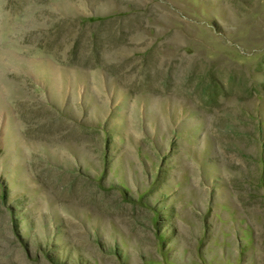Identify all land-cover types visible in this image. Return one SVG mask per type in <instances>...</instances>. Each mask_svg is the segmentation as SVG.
Returning <instances> with one entry per match:
<instances>
[{
  "label": "rangeland",
  "instance_id": "rangeland-1",
  "mask_svg": "<svg viewBox=\"0 0 264 264\" xmlns=\"http://www.w3.org/2000/svg\"><path fill=\"white\" fill-rule=\"evenodd\" d=\"M0 264H264V0H0Z\"/></svg>",
  "mask_w": 264,
  "mask_h": 264
}]
</instances>
